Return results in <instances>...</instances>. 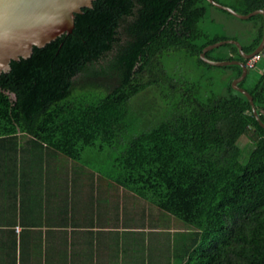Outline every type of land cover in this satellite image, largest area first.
Returning a JSON list of instances; mask_svg holds the SVG:
<instances>
[{"label":"trees","instance_id":"obj_1","mask_svg":"<svg viewBox=\"0 0 264 264\" xmlns=\"http://www.w3.org/2000/svg\"><path fill=\"white\" fill-rule=\"evenodd\" d=\"M216 1L241 14L264 4ZM211 7L235 17L207 0H94L75 15L71 33L34 46L29 57L12 60L9 71L0 73V142L23 131L74 160L87 147L109 153L108 175L147 202L151 230L165 228L149 232L150 241L166 243L148 264H264V128L247 97L232 87L241 66L200 58L207 44L238 39L209 37L201 28ZM237 19L252 23L244 30L251 32L249 41L240 42L251 53L262 39V16ZM180 51L213 70L208 82L190 79L179 86L167 76L170 88L180 91L178 102L161 119L130 133L129 100L157 83L164 54ZM206 56L246 60L232 43ZM104 67L110 73L100 76L96 69ZM239 86L251 94L264 122V69L248 68ZM96 89L104 91L97 98ZM242 135L250 141L247 151L237 144ZM16 150L8 143L5 154ZM135 205L124 209L123 225L138 223ZM153 210L188 230L169 231L168 220H153ZM24 251L28 254L21 249V257Z\"/></svg>","mask_w":264,"mask_h":264},{"label":"crops","instance_id":"obj_2","mask_svg":"<svg viewBox=\"0 0 264 264\" xmlns=\"http://www.w3.org/2000/svg\"><path fill=\"white\" fill-rule=\"evenodd\" d=\"M261 62L254 70L263 71ZM14 136L0 142V264H148L156 258L166 241H150L149 232L165 228L151 230L147 202L108 175L109 153L92 146L74 160L26 132ZM8 143L17 148L10 156ZM134 203L138 223L125 226L124 209L132 211ZM151 216L169 219L156 210ZM21 249L28 254L21 257Z\"/></svg>","mask_w":264,"mask_h":264},{"label":"water","instance_id":"obj_3","mask_svg":"<svg viewBox=\"0 0 264 264\" xmlns=\"http://www.w3.org/2000/svg\"><path fill=\"white\" fill-rule=\"evenodd\" d=\"M94 0H0V73L10 69L12 60L27 58L33 47H43L57 37L71 33L74 28L75 15L82 13L85 7H92ZM214 6L224 9L237 18L246 19L252 15L261 14L263 34L259 45L251 53H246L241 43L235 39H224L207 44L200 52V58L211 65L238 64L242 68L239 77L232 80V87L242 92L248 99L252 112L264 128L251 94L239 86L246 76L248 68L240 60H211L206 52L225 43L236 45L240 55L248 58L260 50L264 44V10L257 9L247 14H241L233 8L223 5L216 0H207Z\"/></svg>","mask_w":264,"mask_h":264},{"label":"rangeland","instance_id":"obj_4","mask_svg":"<svg viewBox=\"0 0 264 264\" xmlns=\"http://www.w3.org/2000/svg\"><path fill=\"white\" fill-rule=\"evenodd\" d=\"M200 26L208 33L209 37L215 35H236L239 42L247 43L249 35L244 31L246 28H251L252 23L239 20L231 17L216 8H208L207 14L201 21ZM233 39V38H230ZM163 68L156 70L158 81L155 85H151L146 90L133 96L128 102V131L130 133L138 132L146 126L161 119L166 111L177 103L180 96L179 90L170 88V83L166 79L167 76H172L177 80L179 86H185L183 81L190 79H199L202 84H206L207 75L212 73V69H205L197 64L196 59L187 56L184 52H176L173 54H164L160 58ZM164 69V70H161ZM100 76L110 73V67L96 69ZM223 81V80H221ZM220 81V82H221ZM96 98L101 96L104 91L96 89ZM237 144L243 150L247 151L250 148V141L245 135H242ZM169 226H172L176 231H187L188 226L184 225L179 220L169 217Z\"/></svg>","mask_w":264,"mask_h":264},{"label":"built area","instance_id":"obj_5","mask_svg":"<svg viewBox=\"0 0 264 264\" xmlns=\"http://www.w3.org/2000/svg\"><path fill=\"white\" fill-rule=\"evenodd\" d=\"M262 9L264 10V4ZM259 61H264V44L257 52L246 58L245 65L247 68H255Z\"/></svg>","mask_w":264,"mask_h":264}]
</instances>
